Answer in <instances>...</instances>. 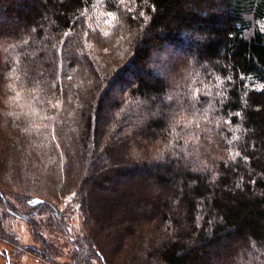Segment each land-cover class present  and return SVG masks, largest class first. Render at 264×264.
Wrapping results in <instances>:
<instances>
[{"label":"trees","instance_id":"trees-1","mask_svg":"<svg viewBox=\"0 0 264 264\" xmlns=\"http://www.w3.org/2000/svg\"><path fill=\"white\" fill-rule=\"evenodd\" d=\"M0 232L49 261L69 236L74 264H264V0H0Z\"/></svg>","mask_w":264,"mask_h":264},{"label":"rangeland","instance_id":"rangeland-1","mask_svg":"<svg viewBox=\"0 0 264 264\" xmlns=\"http://www.w3.org/2000/svg\"><path fill=\"white\" fill-rule=\"evenodd\" d=\"M185 77H187V75ZM188 77H190V75H188ZM193 117V115H190V117L189 115H186V118L190 121ZM71 220L74 229L70 230V234L74 236L82 224L80 213L76 211L71 214ZM31 230V226H29L26 221L20 219L15 221L7 220L4 225L5 235L8 236V238H14L16 245L41 248L42 246L39 243V237L34 236ZM46 238L49 240L51 236L48 235ZM59 246V256L49 261L39 257L35 252L19 250L17 246L9 245V239H3V235L0 232V264H74L72 254L77 250L75 243H73L69 236H67V238L65 237V240L63 239V241L60 242ZM95 264L98 263L95 262Z\"/></svg>","mask_w":264,"mask_h":264},{"label":"snow or ice","instance_id":"snow-or-ice-1","mask_svg":"<svg viewBox=\"0 0 264 264\" xmlns=\"http://www.w3.org/2000/svg\"><path fill=\"white\" fill-rule=\"evenodd\" d=\"M237 155H239V154L237 153ZM35 203L39 204V203H41V202H40V201H36Z\"/></svg>","mask_w":264,"mask_h":264}]
</instances>
